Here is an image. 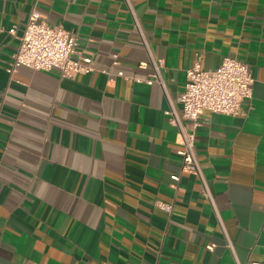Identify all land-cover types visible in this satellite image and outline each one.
<instances>
[{
	"label": "crops",
	"instance_id": "0c3cea01",
	"mask_svg": "<svg viewBox=\"0 0 264 264\" xmlns=\"http://www.w3.org/2000/svg\"><path fill=\"white\" fill-rule=\"evenodd\" d=\"M130 3L148 49L125 0H0V264H264V0ZM33 10L93 72L8 74ZM150 55L167 94L145 82ZM197 56L204 71L234 57L254 79L240 114L205 111L196 131L214 208L181 173L165 114Z\"/></svg>",
	"mask_w": 264,
	"mask_h": 264
},
{
	"label": "built area",
	"instance_id": "2783aa9c",
	"mask_svg": "<svg viewBox=\"0 0 264 264\" xmlns=\"http://www.w3.org/2000/svg\"><path fill=\"white\" fill-rule=\"evenodd\" d=\"M125 2L133 19L134 28L148 49L136 12L130 0H125ZM10 33L14 34L15 29H11ZM92 63V58L83 56L77 50L75 35L62 27L49 25L38 12L33 10L28 17L18 50L14 54L7 72L13 75L18 69L27 68L42 72L55 71L61 79H73L77 75L93 72ZM112 64H118L117 56H113ZM149 65L152 68V74L145 82L148 85L154 83L160 85L167 94L161 76L162 61L150 55ZM146 66L144 63L139 65L140 68ZM117 76L124 77V74L118 72ZM185 77L184 88L177 97L180 110L170 103L165 114L180 135L181 142L177 155L181 160V173L196 176L200 180L201 193L214 208L195 151L196 131L200 127V119L205 111L228 116L240 114L241 103L252 97L254 79L245 63L229 56L224 57L221 65L214 71H204L201 68L200 58L197 56L193 66L186 71ZM170 179L173 182H178L179 176L173 175ZM157 207L164 211H170L172 208L162 202H158ZM226 243L230 251L233 252L228 238H226ZM205 249L212 251L214 244L206 245ZM235 264L242 263L236 260Z\"/></svg>",
	"mask_w": 264,
	"mask_h": 264
}]
</instances>
